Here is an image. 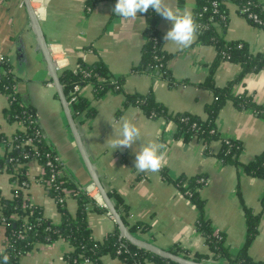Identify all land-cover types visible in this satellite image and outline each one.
I'll return each instance as SVG.
<instances>
[{"label":"crops","instance_id":"obj_1","mask_svg":"<svg viewBox=\"0 0 264 264\" xmlns=\"http://www.w3.org/2000/svg\"><path fill=\"white\" fill-rule=\"evenodd\" d=\"M88 1L45 0L40 21L48 44L57 46L52 57L58 67L75 69L81 59L87 63L103 62L121 80L120 89L111 87L99 96L94 95L91 85L81 88L80 93L87 97L95 114L83 116L79 126L103 185L118 194L128 206L124 220L128 228L142 223L144 229L133 232L134 235L179 255L183 252L188 253L189 258L198 253L211 255L205 236L197 228L198 210L176 183L182 176L204 175L207 182L200 188V194L206 201L205 215L214 232L224 235L232 254L239 252L246 238L243 206L260 214L258 233L248 253L253 261L264 264V208L261 204L264 181L246 173L242 167L264 151V116L255 111L256 107L264 106V68L242 73L238 62L214 63L215 46L202 42L197 31L188 48L181 49L171 41L166 42L164 36L172 23L159 15L157 26L163 35V47L169 53L167 67L178 83L172 85L148 70L133 71V66L141 59L145 42V16L139 13L135 19H124L115 15L110 1L101 0L92 6ZM258 1L264 4V0ZM165 3L181 11L188 5L192 12L196 0H165ZM224 34L227 40L244 41L250 52L264 54V29L243 17L235 2H228V25ZM0 56L10 62L17 78L15 91L35 112L42 135L59 157L64 174L81 188L93 185L55 95L23 0H0ZM209 76L216 87L233 81L232 97L247 98L256 106L243 107L232 97L226 99L215 119L219 139L209 145L201 139L183 141L176 138L172 121L147 116L135 104L126 105L127 94L152 92L169 111L189 112L206 118V108L215 98L213 90L203 85ZM8 104V95L0 93V132L12 135L24 127L21 122L7 121ZM122 117L140 128L141 140L131 148L113 150L106 141L109 136L118 134ZM108 121L116 125L115 132ZM225 138L241 144L239 164L223 163L218 157ZM152 141L166 145L164 166L156 173H140L134 168L136 151L141 149L142 143ZM7 150L0 143V158ZM42 173L43 168L36 162L28 164L27 202L41 206L44 216L58 223L61 213L48 194ZM12 175L8 170H0V191L5 197H12ZM88 193L101 208H106L96 187ZM66 206L75 214L76 199L68 197ZM88 223L97 241H102L117 226L108 209L89 211ZM6 239L7 228L0 224V249ZM71 249L67 240L58 238L51 244L35 246L22 255L20 262L66 264L64 256ZM103 262L124 264L110 255L105 256Z\"/></svg>","mask_w":264,"mask_h":264},{"label":"trees","instance_id":"obj_2","mask_svg":"<svg viewBox=\"0 0 264 264\" xmlns=\"http://www.w3.org/2000/svg\"><path fill=\"white\" fill-rule=\"evenodd\" d=\"M101 0H89V6ZM110 1L113 8L116 0ZM235 2L240 14L254 26L264 29V4L258 0H196L192 15L197 24L199 39L204 43H210L217 50L214 63L221 60L235 61L241 64L242 73L257 71L264 68V54L252 53L241 40H227L224 31L228 25V2ZM248 8L241 12V8ZM257 16V20L249 14ZM146 19L144 31L145 42L142 48L141 59L134 65L133 71H146L167 79L172 85L178 82L172 76L167 67V53L163 47V35L158 29L159 14L153 9L142 13ZM60 81L69 101L72 113L78 124L81 118L91 117L95 114L89 100L80 92L71 91L76 84L80 87L91 85L95 96L103 94L113 87L120 89L121 80L114 76L103 62L87 63L79 60L75 69L65 68L59 71ZM17 78L13 73L10 62L4 57L0 60V93L9 97V104L5 109L8 122H21L24 129L18 130L12 135L0 132V143L8 148L3 158H0V170H8L12 173V197H5L0 191V224L7 228V239L4 243V253L9 256L8 264H21L23 254L32 250L37 245L51 244L58 238L67 240L72 249L64 256L66 264H104L103 258L107 255L120 259L124 264H179L165 259L148 250L142 249L132 243L120 239L116 226L102 241H97L92 236L88 223V213L91 210H101L97 201L79 185L64 174L62 163L53 149L48 145L42 135L35 112L30 109L15 91ZM231 81L223 87H216L212 76H209L203 85L213 90L214 101L207 106L206 118L189 112H172L165 105L157 101L153 93L127 94L126 105L139 106L147 116L164 117L175 124V137L183 141L201 139L207 145L215 139H219L215 119L221 105L232 97ZM57 96V93L55 94ZM239 106H254L244 97H232ZM255 111L264 116V106L256 107ZM242 147L239 141L225 138L218 152V157L223 163L239 164V154ZM30 162H36L43 168L42 181L48 190V194L54 198L61 220L58 223L45 217L41 206L27 202L25 189L29 185L27 167ZM245 172L259 177L264 181V151L254 159L243 163ZM49 182V183H48ZM207 182L204 175L192 177H180L177 185L185 193L186 197L198 210L197 228L205 236L211 255L194 254L198 261H211L213 263L227 264H259L253 261L248 253L252 240L258 233L260 214H255L247 206H243L246 219V238L239 252L234 255L230 252L222 233H215L210 220L205 215L206 201L200 194V188ZM109 192L115 201L116 208L123 220L128 211L121 197ZM68 197L77 201V210L71 214L66 206ZM264 208V194L261 199ZM143 230V224L138 223L130 227V231ZM182 255L190 257L186 252ZM0 264H3L0 258Z\"/></svg>","mask_w":264,"mask_h":264},{"label":"clouds","instance_id":"obj_3","mask_svg":"<svg viewBox=\"0 0 264 264\" xmlns=\"http://www.w3.org/2000/svg\"><path fill=\"white\" fill-rule=\"evenodd\" d=\"M153 9L164 19L172 23V27L166 32L164 40L173 42L180 46L181 49L190 47L196 36L197 24L189 10L190 6L186 5L184 10L174 9L165 3V0H116L113 12L115 15L124 19H135L137 14L146 13ZM121 127L114 137L109 136L106 143L113 150L131 148L133 144L141 140V130L131 120L121 118ZM116 129V125L108 121ZM166 145L159 142L142 143L139 151H136L134 168L140 173H156L164 166ZM0 258L3 264H8L9 256L0 249Z\"/></svg>","mask_w":264,"mask_h":264},{"label":"water","instance_id":"obj_4","mask_svg":"<svg viewBox=\"0 0 264 264\" xmlns=\"http://www.w3.org/2000/svg\"><path fill=\"white\" fill-rule=\"evenodd\" d=\"M23 3L29 16L30 26L35 35L37 47L43 55L44 61L46 63L47 73L51 78L52 84L55 88L58 99L61 103L71 134L74 138L79 153L83 159L85 167L91 177V182L97 188L99 197L103 205L108 209L109 213L113 217L118 227L120 239L121 240L124 239L135 246L148 250L165 259H169L179 264H227V263L198 261L193 258H188L183 255L176 254L167 249L161 248L151 242L139 238L129 230L128 226L126 225L125 221L122 219L119 211L117 210L115 202L110 197L108 190L103 185L99 173L97 171L96 165L92 162L90 158L87 145L85 144L82 138L83 137L82 129L75 120L74 115L72 113L69 101L65 94L63 85L60 81L59 71L57 69L56 62L52 57L51 49L43 32L40 18L38 17L37 12L32 4V0H23Z\"/></svg>","mask_w":264,"mask_h":264},{"label":"built area","instance_id":"obj_5","mask_svg":"<svg viewBox=\"0 0 264 264\" xmlns=\"http://www.w3.org/2000/svg\"><path fill=\"white\" fill-rule=\"evenodd\" d=\"M44 1L45 0H32V4H34L35 6H34V8H35V10H36V12H37V15H38V17L40 18L41 16H42V14H43V10H44V7H43V4H44ZM248 10V8H246V7H243V8H241V12H245V11H247ZM251 17H253L255 20H257L258 18H257V16L256 15H253V14H249ZM49 47H50V49H51V53H52V51L53 50H55L56 51V48H57V46L56 45H54V44H49ZM4 59V57L3 56H0V60H3ZM57 65V64H56ZM57 69H58V71H60V70H62L61 68H60V66L58 67L57 66ZM81 91V87H80V85L79 84H76L74 87H73V89H72V91H71V94L72 93H76V92H80ZM49 183V182H48ZM82 189H84V190H86L87 192L88 191H91V190H93V189H95V186L94 185H90V186H88L87 188H82Z\"/></svg>","mask_w":264,"mask_h":264},{"label":"rangeland","instance_id":"obj_6","mask_svg":"<svg viewBox=\"0 0 264 264\" xmlns=\"http://www.w3.org/2000/svg\"><path fill=\"white\" fill-rule=\"evenodd\" d=\"M260 2V1H259ZM217 263V262H216ZM218 263H220V262H218Z\"/></svg>","mask_w":264,"mask_h":264}]
</instances>
